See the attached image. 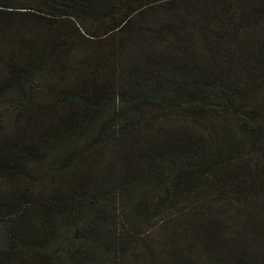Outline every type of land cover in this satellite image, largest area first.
I'll list each match as a JSON object with an SVG mask.
<instances>
[{
	"label": "trees",
	"instance_id": "1",
	"mask_svg": "<svg viewBox=\"0 0 264 264\" xmlns=\"http://www.w3.org/2000/svg\"><path fill=\"white\" fill-rule=\"evenodd\" d=\"M3 107L0 264H264V0H0Z\"/></svg>",
	"mask_w": 264,
	"mask_h": 264
},
{
	"label": "rangeland",
	"instance_id": "2",
	"mask_svg": "<svg viewBox=\"0 0 264 264\" xmlns=\"http://www.w3.org/2000/svg\"><path fill=\"white\" fill-rule=\"evenodd\" d=\"M7 107V105H6ZM11 113L12 110H5V107L0 109V146L4 141L5 132L8 130L9 126H11ZM182 223L180 220L175 223H163L160 220H156L155 224H153L148 230H146L145 240L146 243H154L155 240L162 237L167 231L173 230L174 228H181Z\"/></svg>",
	"mask_w": 264,
	"mask_h": 264
}]
</instances>
